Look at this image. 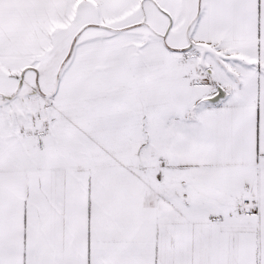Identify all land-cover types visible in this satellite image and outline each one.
Returning a JSON list of instances; mask_svg holds the SVG:
<instances>
[{
  "label": "snow or ice",
  "instance_id": "snow-or-ice-1",
  "mask_svg": "<svg viewBox=\"0 0 264 264\" xmlns=\"http://www.w3.org/2000/svg\"><path fill=\"white\" fill-rule=\"evenodd\" d=\"M0 264H264V0H0Z\"/></svg>",
  "mask_w": 264,
  "mask_h": 264
}]
</instances>
